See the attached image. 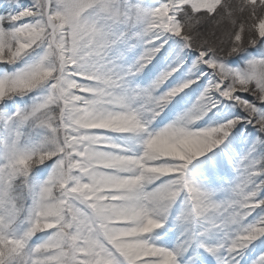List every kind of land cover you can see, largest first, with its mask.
I'll return each instance as SVG.
<instances>
[{
    "label": "snow or ice",
    "instance_id": "1",
    "mask_svg": "<svg viewBox=\"0 0 264 264\" xmlns=\"http://www.w3.org/2000/svg\"><path fill=\"white\" fill-rule=\"evenodd\" d=\"M0 264H264V0H0Z\"/></svg>",
    "mask_w": 264,
    "mask_h": 264
}]
</instances>
